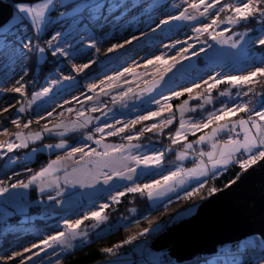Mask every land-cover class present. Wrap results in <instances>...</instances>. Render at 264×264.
Segmentation results:
<instances>
[{
	"label": "rangeland",
	"instance_id": "rangeland-1",
	"mask_svg": "<svg viewBox=\"0 0 264 264\" xmlns=\"http://www.w3.org/2000/svg\"><path fill=\"white\" fill-rule=\"evenodd\" d=\"M1 1L8 4L7 0ZM80 1L81 0H54V4L51 7V11L49 13L50 17L53 14L56 16L65 14L68 18L81 15V17H79L77 20L73 19L74 21L66 27L64 32H61V40L67 41V43L72 46V50L74 52L77 50H79V52L78 54L72 55L71 58H65L61 55L53 56L55 61V69L53 72L49 73L45 78H43L40 84L37 81L35 90L28 92V99H31L32 92L39 91L42 87H52V91L47 97L38 99L35 104L31 106V108L26 110L25 113H27L29 116L28 119L33 120V123L38 127V129H32L29 131H39L45 123H48V126L52 127L54 124L61 121L67 123L69 120L78 119L75 114V109H79L81 105L72 98L76 96L80 99H83V96L81 95L82 93L85 95H94L93 93L89 92L87 88L88 84H99V81L104 79L105 76L114 75L123 71L124 68L130 66H137V71L143 74L145 71L143 66L147 59H152L154 56L160 55L161 53L165 54V59H169L170 57L175 56L176 52L182 46L187 47L188 44H192L194 46V48L188 50L187 55L189 59L182 61V65L178 66L179 71L174 69L173 72L168 74L166 77V82L163 84V86L160 87L157 92L152 94L156 99L160 98V93L168 95V89L179 91L185 87H190L193 82L201 83V81L207 80L209 76H216L217 74L247 75L249 72L254 71L256 67L264 66L260 63V61L264 59V48L253 46V44L249 42V38L255 39L258 34L257 32H250L249 36L246 37L245 40L237 46V48L230 47L231 41L238 40L240 38V34L244 33L246 30L258 28L256 21L255 24L252 23L254 22L252 20H249L248 22H242L238 25L221 24L220 27L216 29L214 34L219 35L223 29L228 28V31H223L222 38L228 39L230 37L231 39L228 44H219L215 41H212L208 37L207 33L198 36V34L193 31V29L203 23H210L214 18L215 10H213V12L207 17H200L196 21L178 20L173 21L168 25H162L159 29H156V26L161 20H166L169 16L179 15L181 11L188 9V5L193 3L194 0H126L119 5H110L111 3L108 1H103L98 5L95 4L101 0H85L83 3H80ZM35 2L38 3L40 0H36ZM195 2H198V0H195ZM208 2H211V0H208ZM224 2L232 3L233 0H221V3ZM59 3L62 4L63 8L60 12L53 13L57 6H59ZM202 10L203 6L201 7V11ZM85 12L86 15H90L88 19L84 15ZM188 13L194 14L189 11ZM226 15H231V12L226 10V12L221 13V19H223ZM10 19L2 26L8 24ZM25 23L28 24L27 21H25ZM23 29L24 32H26V29ZM153 29H156V31L153 32ZM45 31L46 28L38 36L37 34L35 35L37 37H42ZM26 36L28 37L29 35ZM133 36L139 37V39L133 41L131 45H126L124 48L117 49L111 53L107 51L108 48L113 44H122L125 40L131 39ZM20 38L18 39L20 40ZM29 39L31 40L32 37H29L26 42H28ZM90 39L96 41V48L87 47ZM205 40H207V43H204ZM175 41H181L182 43L176 44L175 47H172ZM209 45H212V47L209 48ZM201 47L205 49V51L202 53L199 51ZM97 48L99 51L96 50ZM1 49H3L4 52L0 55V81H4V83L0 84V93H2L0 94V117L4 114H7L8 112H13L15 115H21L23 113H17L15 109L19 107V104L17 103L18 101H25L22 97L11 98L12 92L10 89L15 85L16 80L20 79L21 76L24 78L22 82L28 84V80L25 78L28 73V69L26 68L27 63L23 59L21 47L15 46L14 43L5 40L4 46ZM48 50L51 55L52 50ZM193 50L199 54L193 56ZM46 56L47 51H45L43 54L39 53L40 60H44ZM90 59L95 60L96 63L91 65L89 69H85L80 73L73 71V63L80 65L87 63ZM96 67L101 68L99 72H96L89 77H81L86 75L88 72H91V70ZM156 67L159 66H149L147 69V76L141 75L140 77L134 78L131 74H125L123 78L117 81L119 87L113 90L110 95H102L100 97L101 103L98 106L101 107L102 111L111 109L107 117L102 116L101 112H86V115L90 117L100 116V122L113 123L115 119L127 121L134 119L138 115H144L147 111H154L157 106L147 103L146 97L134 96L125 102L120 103L118 100L117 102H113L112 96L116 95V93L121 90H125L128 86H131L136 92H139L140 88L144 86L143 81L145 79H151V73L156 70ZM68 75L74 76L75 79L71 81L64 80L55 86L51 85L50 82L52 80H59L62 76ZM256 79L258 81V83L255 85L256 92H264V77H257ZM125 80H127L129 84H125ZM220 87L218 86V88H216L217 90L219 89V91L213 89V97L215 91L218 92L217 97L221 91H228L231 94V99L235 100L237 103L248 100L249 97H251V94H249V97L241 96L239 99L236 98L237 91L246 90V87L244 86L233 87L232 85L225 83V87ZM97 91H99V89H97ZM195 93L196 91L194 94ZM180 98L181 97L173 98L171 101ZM220 100L228 103L229 106H231V103L229 102L230 98L228 96L220 97ZM65 101H69V103H65ZM197 103L198 101L191 100L189 102V106H194ZM104 104L107 105V109L103 108ZM5 107L9 108L8 112L2 111V109ZM69 107H71L74 111L69 113L66 110ZM85 107L90 108L92 107V104H86ZM219 107H221V104L215 99L211 105H205V108L208 111ZM47 112H53V115L37 124L35 122L37 117L44 116ZM60 113H63V115L61 116ZM193 115L199 116L200 110H197V112ZM243 115L244 113L242 116ZM164 116L166 117L167 113H165ZM156 119L158 118L153 119L154 122ZM178 120L179 112L177 111V122L175 123L176 127H178ZM100 122L93 119L92 123L88 124L87 127L76 129L74 132L67 133L63 137L56 134L44 133L41 140L30 141L27 148L15 149L12 153H7L6 156H0L4 158V167L0 169V172L7 171L9 167L15 165L21 159L23 162H33L38 158L40 153L51 156L54 153L65 151L64 149L56 148L48 150L44 146L48 144L55 145L62 139L66 140L68 145L71 146V141L66 139V136L69 134H74L79 138V142L74 146H81L82 144L87 143L90 147L96 148L97 151H101L102 148L94 143V139L99 138L102 135L101 133H96L94 131L95 127ZM23 131L28 132L26 130ZM58 131H63V129ZM131 131L135 132L133 129ZM88 133H92L94 137L93 140L86 139ZM190 134L191 133H187V137ZM49 137H55L58 139L53 140L50 138L49 140L53 141H49L46 139ZM103 143L126 144L128 141L124 140L122 136L105 135ZM133 143H140L142 146L146 145L150 148L163 150L169 145L170 141L168 137L167 140H163L161 135L159 137H148L147 134H145V136L141 137L139 141H133ZM196 146L200 149H203L205 152L210 150V145L208 143ZM32 149H36L37 151L33 152ZM180 149V145L173 146V150L165 153L164 163L162 165L163 170L161 171V169L153 168L152 172L166 174L167 171L174 170L178 165H182L184 168L194 167L193 164L189 163V156L183 161H177V152L180 151ZM173 151L175 152V155H170ZM133 153L140 155L148 154L147 150L143 147L141 149H133ZM19 154L22 155L21 158ZM63 155H65V153H63ZM63 155H60V157H64ZM11 158H15V163H9ZM55 159L56 158L53 160ZM78 160L79 155H77L75 159H68L62 164L57 165L56 168L58 170L55 171L53 175H50L45 179L43 192L40 191L41 185L39 182L30 185L28 188H12L8 185H4L5 187H8L9 190L3 194H0V212L3 215L8 217L16 213L21 217L20 221L24 223V225L29 224L31 227L42 225L44 220L49 219L56 221V223L38 231H33V229H29V227H7L6 230L3 231V234H20V237L17 239L19 244L10 250L3 251L0 253V256L11 255L13 251L23 252L25 248H31L33 244H39L40 241L47 236L53 235L57 231L64 230L63 221L65 219L75 221L76 219L81 218L84 214L93 210H97L101 204L109 202V186L104 185L102 182L96 183L94 186L83 187L79 184L75 186H72V184H64L65 171H67V173L70 175H80L79 172L73 174V169L79 168V165L76 163ZM130 166L134 165L130 164ZM105 171H107V169H105ZM54 177H59V183L62 186L61 191L63 192V195L61 197H57V200L63 201L62 203L48 200L49 195L53 197L57 196L55 184H53L52 187L47 186V184L52 181ZM156 178H159V176L154 174L140 176L138 179L134 177L136 183L140 184L147 183L151 179ZM28 181L29 179L25 183ZM84 183L85 185H91L93 182L91 180H85ZM128 183L131 182L114 179V185L112 188L113 194L115 191V185ZM196 184V180H189L184 186L177 185L175 187V191L168 192L166 195L159 196L154 199H149L147 197L149 206L152 208L157 207L158 205L168 201L169 198L172 199L173 197L182 193L185 189ZM32 188H35V190L33 191ZM204 191L205 190L203 189L194 196V203L183 210L180 209L179 212L177 211L173 213L177 214V216L173 215L169 216L168 218L175 217L176 220L180 222L182 221L181 219L184 220L194 215L198 211L200 205L213 195H209L208 190L205 192ZM137 194L141 195L139 193ZM141 196L143 197L144 195ZM123 201L124 197L121 198L120 203L112 204L109 209L105 210L108 219L104 224L100 225V227L93 228L91 227V225L94 223L93 221H85V225L88 226V237L86 238L87 242L96 236L108 232L111 229L109 226H111V222L114 221V214L122 205ZM124 210H126L127 213H123V211L120 212L116 217V221L125 223L126 221H123L120 218L127 217V221L129 222L130 218L137 214V209H134L135 211H133V209L127 207ZM151 233L153 232H150L143 237H139V241L148 237ZM261 241H264V237L259 234H255L242 239L240 243L242 248L257 253L258 249L264 252V248L260 246ZM84 243L85 242H82L79 239L74 241L76 247ZM138 244L139 242L136 245L138 246L136 251L138 253H142L144 245ZM139 246L143 247L140 248ZM73 249L65 251L61 247H57V255H52L51 250H46L45 252L40 253L39 256L33 257L31 262L26 261L25 264H47L48 262L58 259L59 257L71 252ZM33 251H38V249H33ZM120 251L116 252L115 255H121L122 252ZM257 254L258 258L255 260L254 264H264V254ZM24 255L28 256L31 255V253H24ZM8 264H20V257H17L14 262L9 261ZM205 264L209 263L206 262Z\"/></svg>",
	"mask_w": 264,
	"mask_h": 264
},
{
	"label": "snow or ice",
	"instance_id": "snow-or-ice-1",
	"mask_svg": "<svg viewBox=\"0 0 264 264\" xmlns=\"http://www.w3.org/2000/svg\"><path fill=\"white\" fill-rule=\"evenodd\" d=\"M53 4L54 0H40L38 3L35 2V0H28V2L14 4L12 18L8 24L0 26V37L6 39L14 28L17 30L18 34L23 28L27 27L28 24H30L34 33L38 36L45 30L47 24L51 23L49 13ZM202 6L203 10L201 11ZM188 8L191 9L194 14H189L186 9L185 11H181L179 15L169 16L168 19L161 20L156 26V29H159L162 25H168L173 21H196L200 17H207L215 10L214 18L210 23H203L193 29L198 36L207 33L212 41L219 44H228L231 38H222L223 31H228V28L223 29L219 35L214 34L221 24L238 25L242 22H248L249 20H256L258 28L249 29L240 34L238 40L231 41L230 47L237 48V46L249 36L250 32L255 31L258 33L257 36L255 39L249 38V42L252 43L253 46L264 48V0H233L232 3H221V0H211V2H208V0H198V2H195L194 0L193 3L188 5ZM226 10L230 11L231 15H226L221 19L220 14L226 12ZM25 21H27L28 24H25ZM156 29H153V32H155ZM61 36V32H56L55 35L47 41L48 49L52 50L51 55H61L65 58H71L72 55L78 54L79 50L74 52L72 46L68 44L67 41L61 40ZM5 39H0V48L4 46ZM138 39L139 37L133 36L131 39L125 40L122 44H113L107 51L111 53L117 49L124 48L126 45H131L133 41ZM181 43V41H175L172 47ZM204 43H207V40H205ZM30 44L31 40L29 39L28 43L24 44L23 47L28 48ZM87 47L96 48V41L90 39ZM211 47L212 45H209V48ZM192 48H194L192 44H188L187 47L182 46L176 52V55L169 59L164 58V53L156 55L152 59H147L143 66L145 69L143 74L137 71V66H130L114 75L105 76L104 79L99 81V84H88L87 88L89 92L94 95H85L82 93L83 99L76 96L72 98L81 105L79 109H75V114L78 118L76 120H69L67 123L61 121L54 124L52 127H49L48 123H45L39 131L24 132L23 129H28L33 123V120L27 119L21 124L20 117L17 115L16 118L11 120V124L16 127L17 131L10 133L7 127L0 129V134L9 137L7 140H0V156H6L7 153H12L15 149L27 148L30 141L41 140L44 133L56 134L63 137L65 134L74 132L76 129L87 127L88 124L92 123L93 119L98 122L101 121L100 116L90 117L86 115V112H101V115L104 117L109 115L111 109L102 111L101 107L98 106L101 103L100 97L102 95H110L113 90L119 87L117 81L123 78L125 74H131L134 78L140 77L141 75L147 76V69L149 66H159L151 73L150 80L145 79L143 81L144 86L140 88L139 92H136L131 86H128L125 90H121L117 92L116 95L112 96L113 102H117L118 100L120 103L134 96L146 97L147 103L157 106L154 111H147L146 114L138 115L134 119L127 121L115 119L113 123H98L94 131L102 135L94 139L92 133H88L86 139H94V143L102 148L101 151H97L96 148L90 147L87 143L81 146H69L67 141L63 139L55 145H45L44 147L48 150L52 148L64 149V157L57 156L55 160L50 161L46 166L35 171L30 176L27 183L18 181L16 184L10 185L12 188H28L30 185L39 182L41 185L40 191L43 192L45 179L58 170L56 166L62 164L65 160L75 159V157L79 155V160L76 161L79 168H74L73 174L79 172L80 175H70L65 171L64 184H72V186L79 184L83 187L94 186V184L102 182L104 185L109 186V202L101 204L97 210L86 213L75 221L65 219L63 221L64 230L57 231L55 234L47 236L42 239L39 244H33L31 248H25L23 252L13 251L11 255L0 256V264H8L9 261L14 262L17 257H20V264H25L26 261L31 262L33 257L39 256L40 253L46 250H51L52 255H57V247H61L63 250L68 251L76 247L74 241L78 239L86 243L88 226L85 225V221H93L94 223L91 225L93 228L100 227V225L104 224L108 219L105 210L109 209L112 204L120 203L121 198L129 193L146 194L149 199H154L166 195L168 192L175 191L177 185L184 186L189 180H196V187H192L191 190L185 189L183 197L177 196V199H190L205 188L209 179L218 178L223 170H226L229 166H238L241 169V173H238L234 179L228 181L225 187H230L235 184L240 174L246 172L261 160H264V92L258 93L255 90V85L258 83L256 78L264 77V66L256 67L254 71L249 72L247 75L217 74L216 76H209L207 80H203L201 83L193 82L190 87H185L179 91L168 89V95L160 93L159 99H156L155 96L152 95L163 86L169 73L173 72L174 69L179 71L178 66L182 65V61L189 59L187 53L188 50ZM96 50L99 51L98 48ZM37 51L43 54L46 49L44 47H37ZM199 51L202 53L205 49L201 47ZM198 54L199 53L195 50L192 51L193 56ZM95 63L96 61L91 59L88 60L87 63L80 65L73 63L72 69L76 73H80L85 69H89L90 66ZM260 63L264 65V59H262ZM23 79V76H21L10 89L12 93L19 94L25 101L17 102L19 104V107L15 109L17 113H25L38 99L47 97L52 91V87H42L39 91L32 92L31 99H28V84L23 83ZM74 79V76L68 75L62 76L59 80H52L50 83L52 86H55L64 80L71 81ZM2 83H4V81H0V84ZM223 83H228L233 87H246L245 91L236 92L237 99L241 96L249 97V94H251V97L239 103L231 99V94L228 91H221L218 97H213V89H216ZM125 84H129V82L125 80ZM202 84L205 86L203 92L196 91L195 95H193L194 90L200 89ZM97 89H99V91H97ZM185 93L188 94V99L175 105L174 111L171 100L173 98L182 97ZM225 96L230 98L229 102L231 106L220 100V97ZM214 99L220 102L221 107L208 111L205 105H211ZM191 100H196L198 103L190 107L189 102ZM65 103H69V101H65ZM86 104H92V107L86 108ZM103 108L107 109V105L104 104ZM66 110L69 113L74 111L71 107ZM197 110H200V115H193ZM2 111L8 112L9 108L5 107ZM177 111L179 112L178 127L175 128L174 132H168L170 143L166 148L157 150L146 145L142 146L140 143H133V141H139L146 133H151L157 137L162 135L165 129H168L169 126H173L177 122ZM165 113H167L166 117L164 116ZM240 113H244V115L240 116ZM52 115L53 112H47L44 116H38L35 122L39 124L40 121L46 120ZM60 115L62 116L63 113H60ZM233 116H237L238 118L233 120ZM154 118L158 119L151 124H145L138 131H131L135 129L137 124L153 120ZM60 129H63V131H58ZM187 133H191L193 136H196V133L201 134L196 136L194 140L188 141ZM105 135L122 136L128 143H103ZM222 136H226V139L221 141L220 137ZM205 143L210 145V150L205 152L201 149L199 151L197 162L194 167L184 168L182 165H178L174 170L167 171L166 174L152 172L153 168L161 169V171L163 170L162 165L164 163L165 153L173 150V146H181V150L177 152L176 159L177 161H183L189 156L190 152H195L196 145ZM142 147L147 150L148 154L140 155L133 153V149H141ZM32 151L35 152L37 150L32 149ZM205 157L207 158L206 160ZM9 163H15V158H11ZM130 164L134 166H130ZM105 169H107V171H105ZM149 174L158 175L159 178L151 179L149 182L143 184L136 183L134 177L138 179L140 176ZM114 179L131 183L115 185L113 194L112 188ZM85 180H91L93 183L91 185H85ZM53 184L56 186L57 196L53 197L49 195L48 200L62 203V200H57V197L63 195L59 177H54L47 186L52 187ZM8 190V187L0 186V194ZM217 191L218 189L213 186L208 189V194L212 195ZM171 202L169 198V203ZM133 211L135 210L133 209ZM120 219L123 221L128 220L127 217H121ZM158 226L157 222L149 220V227L143 228L135 235L128 237L112 247L104 248L102 251L112 254L114 253V249H119L124 244H131L133 240L155 231ZM260 246L264 248V241H261ZM33 249H38V251H33ZM24 253H31V255L25 256ZM56 264H59V260H57ZM142 264H144V262H142ZM233 264H236V262L234 261Z\"/></svg>",
	"mask_w": 264,
	"mask_h": 264
},
{
	"label": "trees",
	"instance_id": "trees-1",
	"mask_svg": "<svg viewBox=\"0 0 264 264\" xmlns=\"http://www.w3.org/2000/svg\"><path fill=\"white\" fill-rule=\"evenodd\" d=\"M103 1L108 0H101L100 2H96L95 4L98 5L99 3H102ZM109 2V1H108ZM110 3V2H109ZM113 5V4H110ZM54 12V11H53ZM88 13V12H87ZM84 15L87 17V19L90 17V15H86V12ZM80 16H75L73 18H68L65 14L57 15L55 18V21H53L52 26L46 27L45 33L42 35V37H39L41 40V45H39L35 39L34 34H32V27L28 24L27 27H25L26 32H24V29H22L18 34L17 30L14 28L11 33L8 34V36L5 38L0 37V39H5L8 42H12L15 44V46L21 47V50L23 52V59L26 61V68L28 69V73L26 75V79H35L36 82L38 81L39 84L45 78L49 73L53 72L55 69V61L53 59V56L50 55V52L48 50L47 41L51 39L53 35H55L56 32H64L67 26H69L75 19L77 20ZM255 24L256 20H252ZM27 24V23H25ZM26 35H29L28 37ZM21 37V38H20ZM32 37L31 44L28 48H24L23 45L27 44L26 40ZM20 38V40L18 39ZM35 39V40H34ZM44 46L47 51V56L44 60L39 59V52L37 51V47ZM4 52L3 49L0 48V55ZM101 68H94L91 70V72H88L86 75L81 76L82 78L89 77L90 75L99 72ZM81 78V79H82ZM38 84V85H39ZM221 86V87H220ZM225 87V83L220 84L219 87L222 88ZM204 85H201L200 89L194 90L195 91H203ZM218 88V87H217ZM216 91H219V89ZM215 91L214 97H217L218 92ZM193 92V95H195ZM250 98V97H249ZM188 99V94L185 93L180 99L173 100L171 103L173 104V109L175 110V105L182 103L184 100ZM251 106V105H250ZM243 113H240V116H242ZM17 115H15L13 112H8L7 114H4L0 117V129L7 127L9 132H15L17 131L16 127L11 124V120L16 118ZM21 124L25 122L28 119L27 113H23L19 115ZM237 116H233L232 119H237ZM154 122V120L144 121L135 126V131H138L141 127H143L145 124H151ZM176 126L175 124L173 126H169L168 129H165L164 133L161 135L163 137V140H167L168 132H174ZM32 129H38V127L32 123L28 129H23L26 131L32 130ZM210 130V129H209ZM148 137H153L154 135L151 133H146ZM201 133H196V136H199ZM196 136H193L190 134L187 138L188 141H192L196 138ZM157 137V136H156ZM225 136L221 137V140L224 139ZM56 140L58 138L55 137H49L46 138ZM9 139L8 136L0 134V140H7ZM66 139L71 141L72 145L74 146L76 143L79 142L78 136L76 137L74 134H69L66 136ZM49 140V141H53ZM197 147V146H195ZM199 148V147H197ZM65 151L60 153H54L53 155L49 156L44 153H40L38 155V158L33 162H23L18 161L15 165L9 167L7 171L0 172V184L2 185H12L16 184L18 181L26 182L30 176L35 172L38 171L40 168L45 166L49 161L53 160L57 156H62ZM175 155V152H171L170 155ZM20 158L22 157L21 154H19ZM64 156V155H63ZM174 158V157H172ZM1 167L2 169L4 158L1 157ZM241 172V169L238 166H229L226 170H223L222 174L216 178V179H209L208 183L206 184L204 190H208L210 187H216L219 190L225 188V185L228 183V181L234 179L238 173ZM197 185V184H196ZM196 185H192L191 187L187 188V190H191L192 187H196ZM34 191L35 188H32ZM203 190V189H202ZM204 191V192H205ZM180 197L184 196V191L180 193ZM177 196L173 197L171 199V203H169V200L158 205L157 207H150L148 203L147 196L144 195L143 197L138 194H127L124 197V201L122 205L119 207V209L114 214V221H112L111 228L108 232L103 233L99 236L94 237L89 242L84 243L82 245L77 246L74 248L71 252L59 257L58 259L52 260L48 262L47 264H56L57 260H59V264H101L107 261L115 260L113 259V256L116 252L120 250H129L130 248H134L137 245V243L132 242L131 244H124L119 249H114V253L109 254L102 249L112 247L115 244L127 239L128 237L135 235L139 231H141L143 228L149 227V220L155 221L158 223V227L155 231L152 232H159L161 230V224L162 222L168 218L169 216H173L177 214H173L174 212H179L180 209H185L189 205H191L193 202L194 197L192 198H181L177 199ZM127 207H130V209H137V214L132 216L128 221L124 222H118L116 221L117 215L123 211V213L126 212ZM127 213V212H126ZM21 217L18 214H13L11 216L5 217L3 224L0 226V253H2L5 250H10L14 248L15 246H18V237H20V234L16 233H7L3 234V231L6 230L9 226H20V227H29V229H33V231H38L40 229H43L51 224H55L56 221H53L51 219L44 220L42 225H38L36 227H31L29 224L24 225L20 221ZM183 220V219H181ZM174 224L178 223V220L174 217ZM123 225V226H121ZM256 256H242V255H227L224 256L221 259H217L213 256H204L202 258L197 259H189L183 262H180V264H205L208 262L209 264H233L235 261L236 264H254L255 260L257 259ZM133 264V263H132Z\"/></svg>",
	"mask_w": 264,
	"mask_h": 264
},
{
	"label": "water",
	"instance_id": "water-1",
	"mask_svg": "<svg viewBox=\"0 0 264 264\" xmlns=\"http://www.w3.org/2000/svg\"><path fill=\"white\" fill-rule=\"evenodd\" d=\"M13 3L0 0V26L12 17ZM255 234L264 237V160L240 174L235 184L214 193L194 215L161 233L149 247L153 251L169 250L172 257L183 262L213 256L220 245L240 243ZM158 253L147 258L152 260Z\"/></svg>",
	"mask_w": 264,
	"mask_h": 264
},
{
	"label": "built area",
	"instance_id": "built-area-1",
	"mask_svg": "<svg viewBox=\"0 0 264 264\" xmlns=\"http://www.w3.org/2000/svg\"><path fill=\"white\" fill-rule=\"evenodd\" d=\"M8 3H13L12 0H7ZM111 4L113 5H119L121 4L122 2L126 1V0H108ZM85 2V0H81L80 3H83ZM14 5V3H13ZM63 8L62 4L59 3V6H57V8L54 10L53 13H58L61 11V9ZM55 18H56V15L53 14L51 15L50 19H51V23L48 24V26H52L53 25V21H55ZM32 34H34L35 36V39L37 41V43L39 45H41V40L39 39V37H37L34 33V31L32 30L31 31ZM36 80L35 79H29L28 80V88H27V92H30L31 90H35V87H36ZM29 96V95H28ZM259 110V109H257ZM224 139H226V136L224 137ZM223 140V139H222ZM181 148V146H180ZM181 150V149H180ZM201 149L200 148H197L195 147V152H190L189 154V163L190 164H193L195 165V163L197 162V156H198V153ZM207 158L205 157V160ZM0 160H1V157H0ZM0 167H1V161H0ZM0 186H4L2 184H0ZM4 222V216L3 214L0 212V226L3 224ZM174 218H168L166 220H164L161 224V230L159 232H153L151 234H149L148 237L144 238L143 240L139 241V238L136 239V240H133L132 242H135V243H138L139 244H143L144 245V249H143V252L142 253H138L137 251L134 250V248H130L129 250H123V251H120L122 252L121 255L117 254L113 256V259H121V260H127V261H130L132 262L133 264H142V262H144V264H180V262L172 257V255L170 254L169 250H161V251H153L149 245L155 241L157 239V237L163 233L164 231L168 230L169 227L173 226L174 225ZM158 252H161V253H158ZM155 253H158L154 256H152V260L148 259L147 256H150L152 254H155ZM259 254L263 255L264 252H262L261 250L258 249V252ZM256 252H251L247 249H244L242 248V246L240 245V243H226L224 245H220L218 247V250L216 252L215 255H213V257L217 258V259H221L223 258L224 256H227V255H242V256H255L258 255ZM204 257V256H202ZM200 257V258H202Z\"/></svg>",
	"mask_w": 264,
	"mask_h": 264
},
{
	"label": "crops",
	"instance_id": "crops-1",
	"mask_svg": "<svg viewBox=\"0 0 264 264\" xmlns=\"http://www.w3.org/2000/svg\"><path fill=\"white\" fill-rule=\"evenodd\" d=\"M3 216H4V218L6 217L5 215H3ZM137 247L138 246H135V251H136ZM139 247L142 248L143 246H139ZM103 264H132V262L127 261V260H121V259L116 260L115 259V260L104 262Z\"/></svg>",
	"mask_w": 264,
	"mask_h": 264
},
{
	"label": "bare ground",
	"instance_id": "bare-ground-1",
	"mask_svg": "<svg viewBox=\"0 0 264 264\" xmlns=\"http://www.w3.org/2000/svg\"><path fill=\"white\" fill-rule=\"evenodd\" d=\"M19 97H20L19 94L11 93V98H19ZM240 245H241V243H240Z\"/></svg>",
	"mask_w": 264,
	"mask_h": 264
}]
</instances>
